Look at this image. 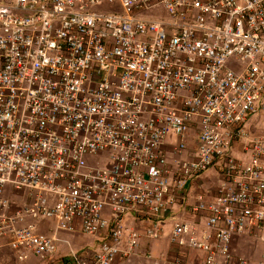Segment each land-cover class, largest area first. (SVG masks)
<instances>
[{
  "label": "built area",
  "instance_id": "built-area-1",
  "mask_svg": "<svg viewBox=\"0 0 264 264\" xmlns=\"http://www.w3.org/2000/svg\"><path fill=\"white\" fill-rule=\"evenodd\" d=\"M253 117L264 122V0H0V240L53 261L57 234L77 232L97 246L65 264H116L189 207L204 218L176 219L171 243L200 264H250L235 248L250 237L264 264V132L248 129ZM211 169L217 193L188 205ZM22 191L29 200L12 212ZM142 217L149 225L131 226Z\"/></svg>",
  "mask_w": 264,
  "mask_h": 264
},
{
  "label": "crops",
  "instance_id": "crops-1",
  "mask_svg": "<svg viewBox=\"0 0 264 264\" xmlns=\"http://www.w3.org/2000/svg\"><path fill=\"white\" fill-rule=\"evenodd\" d=\"M248 129L253 134H259L264 131V122H258L257 117H253L247 124ZM238 158H245L242 155L240 148H237ZM188 204H192L191 198H188ZM23 202V199H18L16 201ZM182 206V205H181ZM190 214L186 211V208H175L169 214L162 216L165 223V235L163 238L150 241L145 238L141 239L139 252L140 255L129 259L128 261H123L118 259L116 264H161L159 258L162 259L166 257L168 260L174 258L179 259L180 264H200L201 254L191 249L187 248L184 243L173 244L169 240L170 226L176 219L184 220L185 222L192 223L193 225L198 224V219H192ZM27 223L30 220H26ZM131 223V221H130ZM150 218L142 217L140 220L133 221L131 223L132 227L137 229H142L149 225ZM37 232L42 235H51L53 233L54 225L51 221H40L37 223ZM59 242L57 243V253L53 261L41 260L31 253H27L23 258H19L10 251L8 247V242L5 239L0 240V264H65L66 257L71 251H81L85 249H93L97 246V239L94 237L83 236L79 233H67L59 232L57 234ZM244 240H238L235 245L246 244ZM237 251V249H236ZM248 253L247 249L242 251V254H247L245 257L248 258L250 264H258L260 255L262 252L261 245L254 246ZM150 254L151 259L146 258L145 255ZM241 254V253H239Z\"/></svg>",
  "mask_w": 264,
  "mask_h": 264
},
{
  "label": "rangeland",
  "instance_id": "rangeland-1",
  "mask_svg": "<svg viewBox=\"0 0 264 264\" xmlns=\"http://www.w3.org/2000/svg\"><path fill=\"white\" fill-rule=\"evenodd\" d=\"M108 7H102L100 10L104 11V10H108ZM158 10L154 11V14H157ZM264 132V131H263ZM195 135L191 138V141L189 142L188 145V150L189 151H193L195 149ZM221 177L218 174V172L214 169H211L209 171H207L206 173H204L199 180H197L195 183L193 182L190 187L187 189L186 191V197H187V201L189 200L188 198H191V201L194 202V197H196L198 194L201 193H205L208 192L209 194L213 195L215 193H217V189L219 187V185L221 184ZM11 199L15 202V205L12 208V212L16 211L19 207H21V205L24 204V202H28V197L26 194V191H22L20 193H11ZM18 199H23V202H16ZM188 204V202H187ZM189 205V204H188ZM186 211L190 214V218L192 219H198L199 222L202 221V219L204 218L203 216H199V215H194L189 207L186 208ZM240 240H244L247 242H244L246 244H242V245H237V252L241 253L240 255H245L242 254V251L247 249L248 253L251 252L250 250L254 247V246H258V243L250 238V237H242L240 238ZM247 255V254H246ZM245 255V256H246Z\"/></svg>",
  "mask_w": 264,
  "mask_h": 264
}]
</instances>
